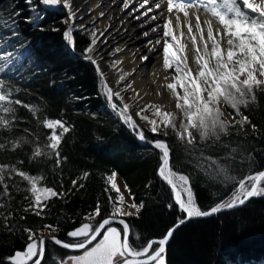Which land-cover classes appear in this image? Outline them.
<instances>
[{
	"label": "snow or ice",
	"instance_id": "6c2138e0",
	"mask_svg": "<svg viewBox=\"0 0 264 264\" xmlns=\"http://www.w3.org/2000/svg\"><path fill=\"white\" fill-rule=\"evenodd\" d=\"M44 6H59L67 11L64 21L68 26L63 32L65 42L75 51L74 29H84L83 24L76 25L77 7L74 0H39ZM136 8L134 0H123V9L139 11L150 5L142 13L148 16L153 9H161L166 4L168 16L163 23V36L155 41L162 44L163 64L165 72L173 69L171 82L163 85L175 100L177 112L167 111L162 104L149 103L135 112L134 115L144 122V127L137 124L131 112V105L126 102L123 93L132 87L126 84L124 88L113 89L107 82V77L100 67L96 52L98 37L95 31L90 32L91 40L83 49V58L89 61L99 76L101 94L105 97L106 105L111 109L121 122L133 130L138 139L147 142L145 128L153 136H167V129H171L186 150H197L196 140L199 135L201 142H219L222 136L230 134V128L237 131L250 125L256 130V125L251 124L247 115L241 108H247L257 101V92H264V0H138ZM26 3L36 11L33 0ZM194 9L195 11L190 12ZM201 13L208 18L201 20ZM183 14V20L181 19ZM14 15H19L15 13ZM104 15L103 12L100 13ZM163 15V12L161 13ZM37 19L41 16L37 13ZM140 19V16H136ZM156 20L155 15L151 16ZM175 20V24H173ZM215 22V24H214ZM159 27V26H158ZM0 28L5 29L0 34V74L6 76L16 69L20 60L18 52L12 49V38L18 35L16 21L10 16L5 19L0 17ZM186 28L187 33L184 29ZM153 32L157 28H152ZM10 33V35H9ZM190 40L192 48L189 50L184 41ZM103 35V33H101ZM148 35L147 32L144 33ZM170 38V39H169ZM151 43V41H149ZM189 51L194 53L192 62H189ZM147 60L148 57H141ZM118 62L113 61L110 67L115 68ZM195 65L193 67L192 65ZM128 73L120 72L117 83L125 81ZM165 80L169 76L164 77ZM179 89V91H178ZM20 89L0 78V132L11 133L16 127V112L18 107L27 109L34 117L40 111L36 105L26 104L19 98H14ZM162 93H157L161 95ZM139 96V93H136ZM136 97L134 96L133 99ZM119 101V103H117ZM224 108L232 110L231 119L225 118ZM151 112L149 116L148 112ZM179 114V115H178ZM179 121V124H177ZM43 128L51 130L47 135V143L40 144L29 140L27 136L16 139L0 138V152H15L25 144H32V158L46 157L54 161L59 168L67 157L61 155L60 148L66 134L72 130L71 126L62 119L45 118ZM152 147L158 150L157 175L168 187L170 193V209L175 208L180 214L176 222L160 238L141 240L139 234H134L127 217L138 216L144 208L141 202L137 204L131 189L125 182L123 190L120 188L117 177L113 171L104 178V193L111 205L105 211L99 201L90 212L85 214L79 226L67 231L66 236L71 242L61 240L52 233H58L59 227L44 224L42 229L25 227L27 240L23 250H16L5 258L7 264H47L46 244L49 240L63 249H72L79 254L66 257L52 258V264H166V244L180 225L194 218L208 217L224 210L241 207L251 198L264 196V170L249 172L243 177L235 174L226 164L212 157H205L201 153L197 166L211 176L218 177L222 185L231 192L205 210L197 201L196 194L191 185L190 176L181 173L175 167L173 150L166 139H153ZM90 174L84 172L82 178ZM19 177L27 182L24 199L28 201L23 211L43 218L49 202L53 198L63 199L67 192L42 185V176L31 175L21 170L15 164H0V217L4 227L13 231L11 223L12 213L7 211L8 203L13 197L10 192V181ZM77 180H72V185L77 186ZM81 183L79 187H83ZM11 187L18 185L13 183ZM19 190V189H18ZM115 192V196L112 193ZM127 192L132 202L127 203L124 196ZM134 209L135 211H126ZM22 220L24 216L20 217ZM116 223L117 226H113ZM47 230L46 239L41 233ZM135 235V239L133 236Z\"/></svg>",
	"mask_w": 264,
	"mask_h": 264
},
{
	"label": "trees",
	"instance_id": "16d2710c",
	"mask_svg": "<svg viewBox=\"0 0 264 264\" xmlns=\"http://www.w3.org/2000/svg\"><path fill=\"white\" fill-rule=\"evenodd\" d=\"M34 2L37 4L39 0ZM39 8L45 12L43 18L29 21L32 9L26 0H0V17L12 16L16 21L18 35L12 38L10 50L20 55L16 69L6 76L0 74V78L20 89L14 98L40 109L34 117L27 109L18 107L16 127L11 133L0 132V138L24 137L27 129L32 133L28 139L38 137L36 142L43 145L51 130L43 128L38 120L62 119L72 128L60 148L67 160L57 168L52 159H33V145L25 144L15 152H0V164H15L31 175L42 176L43 186L68 194L63 199L53 198L41 218L23 211L28 204L24 199L27 182L19 177L9 182L13 199L7 202V211L12 213L14 230L8 231L0 217V264L7 263L6 257L24 247L25 227L42 229L44 224L56 225L63 238L61 235L78 225L97 201L103 210H110L104 178L113 171L127 183L135 202L144 204L138 216L128 218L133 233L139 234L142 241L162 237L180 214L167 206L170 193L157 175L158 150L149 145L154 138L168 141L175 167L190 176L197 201L205 210L227 196L232 188L225 189L218 177L197 166L201 153L226 164L240 177L264 169V92L256 93L254 104L241 108L251 124L256 125L255 131L250 125L241 131L230 128V134L222 136L219 142H201L196 134L195 151L186 150L175 135L154 137L146 131L147 142L141 141L133 130L105 110L98 73L82 54L92 38L90 31H74L73 51L63 38L68 26L65 14L52 6ZM4 32L0 28V34ZM84 172L90 174L86 179L82 178ZM74 179L78 182L75 188ZM13 183L19 190L11 187ZM165 258L168 264H264V196L252 198L239 208L182 225L173 235Z\"/></svg>",
	"mask_w": 264,
	"mask_h": 264
},
{
	"label": "bare ground",
	"instance_id": "6f19581e",
	"mask_svg": "<svg viewBox=\"0 0 264 264\" xmlns=\"http://www.w3.org/2000/svg\"><path fill=\"white\" fill-rule=\"evenodd\" d=\"M156 0H153L155 3ZM136 8H139L138 0H134ZM74 5L77 7V16L74 20L76 25L83 24L88 26L94 24L97 27V45L94 53L100 67L103 69L107 79H111L113 72L108 67L106 57H109L111 48H117L115 59H121L120 66H123L129 71L134 85L139 92V98L143 102L160 103L165 106L167 110L173 107V98L162 87L171 82V74L165 72L163 64L162 44H156L155 41L161 39L163 36V23L165 17L168 16L166 11V4H162L161 9H153L148 13V16L142 15L150 5H146L144 9L139 11H132L123 9V0H74ZM120 6V7H119ZM195 11L194 9L190 12ZM104 15L101 16L100 13ZM163 12V15L161 13ZM33 13L32 19H36L37 14ZM155 15L156 20H152L151 16ZM140 16V19H136ZM208 17L201 13V20ZM32 20L31 18H29ZM183 20V14H181ZM175 24V20H173ZM215 24V22H214ZM159 26V27H158ZM156 27L157 31L153 32L152 28ZM187 33L186 28L184 29ZM148 35L145 36L144 33ZM103 33V35H101ZM151 41V43H149ZM188 45V49L192 48L187 34L184 41ZM147 56V60H142L141 57ZM189 62L194 58V53L189 51ZM195 67V65H192ZM169 76L165 80V76ZM162 93L157 95V93ZM107 112V111H106ZM109 114V112H107Z\"/></svg>",
	"mask_w": 264,
	"mask_h": 264
},
{
	"label": "rangeland",
	"instance_id": "374dc122",
	"mask_svg": "<svg viewBox=\"0 0 264 264\" xmlns=\"http://www.w3.org/2000/svg\"><path fill=\"white\" fill-rule=\"evenodd\" d=\"M33 4H34V7L36 8V11H34V13L42 14L43 11L39 7L43 6V5L40 2H38L37 4L34 2ZM52 7L57 9V10H59V11H61V12H63L65 14V17L67 18V11L65 9H63L62 7H59V6H52ZM30 9H32V7H30ZM41 18H42V15H41ZM31 19H32V17H31ZM75 30H81V29L75 28L74 31ZM83 30H88L90 32L95 31V33L97 35V27L94 24H89L88 26H84ZM116 51H117V48L113 46L111 48L110 52H109L111 55L109 57L105 58L106 61H107L108 67L110 69H112V72H113V75H112L111 79H107V82H108L109 86L112 87L114 90L118 89V88H124L126 84H131L132 85V87L127 89L123 93V95L125 96L126 102L131 105V112L134 115V113L139 111L141 107H143L146 104L153 103V102H143L139 98V96H136V93H139V92L135 88L134 79H132L131 74H129V71L126 68H124L123 66H120L121 59L117 60V59H115V56H113L114 53H116ZM93 55L95 56L94 53H93ZM113 61L118 62L115 68L110 67V65H111V63ZM121 71H123L124 73H128L129 75L126 77L125 81H120L119 83H117V80H118V77H119V74H120ZM172 72H173V69H169L168 70L169 74H172ZM178 91H179V89H178ZM134 96L136 97L135 99H133ZM117 103H119V101H117ZM154 104H160V103H154ZM105 110L107 112L111 113V109L108 106L106 107ZM167 111H172V112H177L178 111L175 108V100L174 99H173V107L171 109L167 110ZM223 111L225 113V118L231 119V116L229 115V113H231L230 110H228L227 108H224ZM146 114H148L150 116L151 112L149 111ZM113 117L116 118V119L118 118L115 114L113 115ZM134 119H136L137 124H139L141 127H144V122L140 121L139 118L136 117L135 115H134ZM177 124H179V121H177ZM144 130H145V132L148 131L146 128ZM167 133H168L167 136H169V137H174V135H175L171 129H167ZM117 182H118L120 188L123 190V187H124L125 183H124L123 179L119 175L117 177ZM124 196L126 198L127 203H131L132 202V199H131V197H129L127 192H124ZM125 210L126 211H133V212L135 211L134 209H125ZM41 234L45 238L49 236V233H48L47 230L42 231ZM52 235H54V233H52Z\"/></svg>",
	"mask_w": 264,
	"mask_h": 264
},
{
	"label": "flooded vegetation",
	"instance_id": "af4514ba",
	"mask_svg": "<svg viewBox=\"0 0 264 264\" xmlns=\"http://www.w3.org/2000/svg\"><path fill=\"white\" fill-rule=\"evenodd\" d=\"M128 218H129V217H127L126 219H127L128 222H129V219H128ZM77 226H79V224L76 225V226H74V227H77ZM113 226H117V224L114 223ZM74 227H72V228L66 230V232H65L63 235H61V236H63V238L60 237V234H59V233H55V232H54V235H56V236H57L58 238H60L61 240H66V241L71 242V238H68V237L66 236V233H67V231L72 230ZM47 238H48V237H46V239H47ZM133 239H135V238L133 237ZM51 244H53V243H52L50 240H49V242L46 244V257H47V264H52V258H53V257L62 258V257H66V256H68V255H76V254H79V253H78L77 251H75V250H72V249H63V248H61L60 246H56V245H55V247H57V249L60 250V252H58V251H56V249H53V247H52ZM24 246H25V245H24ZM23 248H24V247H22L20 250H23ZM4 264H7V263H4Z\"/></svg>",
	"mask_w": 264,
	"mask_h": 264
},
{
	"label": "water",
	"instance_id": "95a60500",
	"mask_svg": "<svg viewBox=\"0 0 264 264\" xmlns=\"http://www.w3.org/2000/svg\"><path fill=\"white\" fill-rule=\"evenodd\" d=\"M149 145L152 146V144H149ZM263 170H264V169H263ZM251 199H252V198H251ZM251 199H250V200H251ZM237 208H239V207H237ZM234 209H235V208H234ZM230 210H232V209H230ZM224 211H227V210H224ZM224 211H221V212H224ZM219 213H220V212H219ZM217 214H218V213H217ZM214 215H215V214H214ZM211 216H212V215H211ZM208 217H209V216H208ZM202 218H206V217H202ZM194 219H199V218H194ZM194 219H191V220H194ZM191 220H188L187 222H189V221H191ZM187 222H186V223H187ZM186 223H184V224H186ZM184 224H182V225H184ZM182 225H180V227H181ZM180 227H179V228H180ZM177 229H178V228H177ZM177 229H176V230H177ZM176 230H175V232H176ZM175 232H174V234H175ZM174 234H173V235H174ZM172 237H173V236H172ZM172 237L169 239V241H168L167 244H166V250H167V247H168V245H169V243H170ZM153 238H160V237H153ZM151 239H152V238H151ZM165 259H166V258H165ZM166 264H168L167 259H166Z\"/></svg>",
	"mask_w": 264,
	"mask_h": 264
}]
</instances>
